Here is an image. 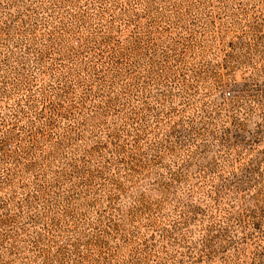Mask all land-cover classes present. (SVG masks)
Wrapping results in <instances>:
<instances>
[{"label": "rangeland", "instance_id": "374dc122", "mask_svg": "<svg viewBox=\"0 0 264 264\" xmlns=\"http://www.w3.org/2000/svg\"><path fill=\"white\" fill-rule=\"evenodd\" d=\"M0 264H264V0H0Z\"/></svg>", "mask_w": 264, "mask_h": 264}]
</instances>
